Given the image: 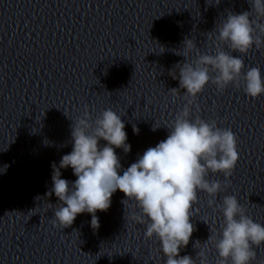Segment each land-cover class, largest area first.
<instances>
[{
    "label": "clouds",
    "instance_id": "9594fccd",
    "mask_svg": "<svg viewBox=\"0 0 264 264\" xmlns=\"http://www.w3.org/2000/svg\"><path fill=\"white\" fill-rule=\"evenodd\" d=\"M250 11L229 12L216 26L219 44L213 52H200L193 39L185 38L182 51L186 58L177 64L179 89H184L188 103L179 111L170 126L167 138L149 147L123 174L115 149L130 152L125 124L116 111L103 110L95 121L85 108L83 116L71 125L72 151L63 155L59 166L52 164L53 187L46 193L58 198L54 208L53 226L70 227L78 214L90 213L91 226L99 228L97 211H107L111 197L120 190L138 211L129 218L146 225V239L155 237L166 257L165 264H196L180 250L189 244L196 230L191 218L197 209L198 192L208 194L209 207L222 211L223 223L211 232L202 244L196 241L200 264H208L210 246L217 252L216 264H253L256 248L264 245V225L247 215L246 207L235 195H226L216 203L218 193L230 184L239 160L238 139L230 128L219 127L215 120L192 118L191 105L209 83L223 92L229 85L243 86L250 98L264 94V76L259 67H246L243 56L255 47L264 48V0H248ZM221 45H227L229 51ZM240 53V56L232 53ZM195 53V59L190 54ZM179 89L170 91L175 95ZM153 126V131L156 130ZM134 134L139 128L133 127ZM103 140L107 143L100 146ZM45 143H48L47 141ZM71 167L74 182L61 178L60 169ZM7 166L4 167L6 170ZM222 173L223 182L209 179V174ZM223 185V186H222ZM39 199V198H38ZM50 204V203H49ZM52 204H50L51 206ZM207 223L206 221H204Z\"/></svg>",
    "mask_w": 264,
    "mask_h": 264
}]
</instances>
